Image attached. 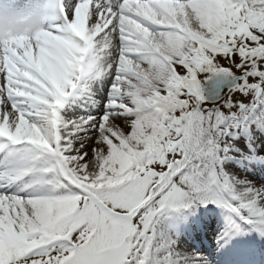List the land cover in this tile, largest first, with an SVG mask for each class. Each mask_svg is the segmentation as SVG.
<instances>
[{
    "label": "snow or ice",
    "instance_id": "6c2138e0",
    "mask_svg": "<svg viewBox=\"0 0 264 264\" xmlns=\"http://www.w3.org/2000/svg\"><path fill=\"white\" fill-rule=\"evenodd\" d=\"M261 132L264 0H5L0 264H211L156 227L208 204L221 250L264 239V183L226 167Z\"/></svg>",
    "mask_w": 264,
    "mask_h": 264
},
{
    "label": "rangeland",
    "instance_id": "374dc122",
    "mask_svg": "<svg viewBox=\"0 0 264 264\" xmlns=\"http://www.w3.org/2000/svg\"><path fill=\"white\" fill-rule=\"evenodd\" d=\"M102 84H103V81H100V82H95L94 84H93V89L95 90V89H101V91L103 90L102 88H101V86H102ZM229 92V91H228ZM228 92H227V94H228ZM99 94V93H98ZM227 94H226V96H227ZM225 96V97H226ZM224 97V98H225ZM223 100V99H222ZM222 100L220 101V102H222ZM102 108H103V104H101L100 106H98V107H95V108H93L92 110H91V113L90 114H93V115H102L103 114V112H102ZM98 110H100L102 113L100 114L99 112H98ZM81 114H84L83 112H81ZM254 135H255V133H254ZM260 135H263L262 134V132L260 133ZM242 139H244L243 137H242ZM263 155H264V153H263ZM226 167L227 168H229V169H231L232 171H233V174L234 175H237L240 179H247L248 180V177H250L251 175H252V173H253V170L252 169H250L248 172L247 171H244V170H242L241 168H239L238 170L236 169V167H233V166H228L227 164H226ZM258 173H260L259 171H257ZM261 172H262V169H261ZM252 183L253 184H256V185H259V184H261V183H264V177H259V178H255L253 181H252ZM208 205H210V204H208ZM213 206H216V205H214L213 204ZM217 207V206H216ZM202 208V207H201ZM213 208V207H212ZM219 208V210H223L222 208H220V207H218ZM194 210H196V208H194V209H191L190 211L191 212H193ZM229 213V212H228ZM191 214L192 213H190V214H188L189 216H191ZM198 213H194V215H196V216H193L192 218H193V220H198L199 218H200V216L203 214V208H202V211L201 212H199V214L197 215ZM159 233H162V230H160L159 231ZM183 250V249H182ZM189 253H192V252H190V250H187Z\"/></svg>",
    "mask_w": 264,
    "mask_h": 264
},
{
    "label": "bare ground",
    "instance_id": "6f19581e",
    "mask_svg": "<svg viewBox=\"0 0 264 264\" xmlns=\"http://www.w3.org/2000/svg\"><path fill=\"white\" fill-rule=\"evenodd\" d=\"M5 2V0H0V4H3ZM262 134L264 135V132H262ZM261 155H263V153H261ZM228 166H233L236 167V169L238 170L239 168H241L244 171H249L250 169L253 170V173L250 177H248L249 181H253L255 178H259L264 177V172H261V166L263 164L259 163L256 160H252V159H244V160H237V161H229L227 162ZM257 171H259L260 173H258ZM196 225V224H195ZM217 224H214L213 226H215ZM221 228H219L218 226L213 227V232L220 234L221 233Z\"/></svg>",
    "mask_w": 264,
    "mask_h": 264
},
{
    "label": "water",
    "instance_id": "95a60500",
    "mask_svg": "<svg viewBox=\"0 0 264 264\" xmlns=\"http://www.w3.org/2000/svg\"><path fill=\"white\" fill-rule=\"evenodd\" d=\"M230 86L231 83L228 81L221 82L219 88L217 89L214 102L220 101L226 95L227 91H229Z\"/></svg>",
    "mask_w": 264,
    "mask_h": 264
},
{
    "label": "trees",
    "instance_id": "16d2710c",
    "mask_svg": "<svg viewBox=\"0 0 264 264\" xmlns=\"http://www.w3.org/2000/svg\"><path fill=\"white\" fill-rule=\"evenodd\" d=\"M162 219L163 218L159 219L158 222H157V225H156L157 231H160V230L163 231V230H165L167 228V226H169V224L166 223V222H163Z\"/></svg>",
    "mask_w": 264,
    "mask_h": 264
}]
</instances>
